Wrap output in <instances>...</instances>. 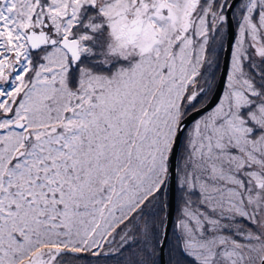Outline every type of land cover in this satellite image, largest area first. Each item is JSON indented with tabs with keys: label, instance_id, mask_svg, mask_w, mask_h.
<instances>
[{
	"label": "snow or ice",
	"instance_id": "snow-or-ice-1",
	"mask_svg": "<svg viewBox=\"0 0 264 264\" xmlns=\"http://www.w3.org/2000/svg\"><path fill=\"white\" fill-rule=\"evenodd\" d=\"M0 264H264V0H0Z\"/></svg>",
	"mask_w": 264,
	"mask_h": 264
}]
</instances>
